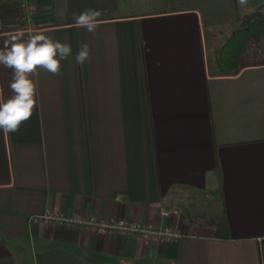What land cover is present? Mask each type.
<instances>
[{
  "label": "crops",
  "instance_id": "1",
  "mask_svg": "<svg viewBox=\"0 0 264 264\" xmlns=\"http://www.w3.org/2000/svg\"><path fill=\"white\" fill-rule=\"evenodd\" d=\"M37 4L30 28L18 0H0V47L44 34L72 53L59 75L37 69L33 116L0 131V264H264V64L234 73L216 62L220 35L264 0ZM87 9L115 17L90 33L74 21ZM84 43L91 62L80 65ZM11 77L0 66V101ZM180 202L203 216L181 214ZM207 208L223 211L227 236ZM50 213L170 225L180 236L92 233L47 222Z\"/></svg>",
  "mask_w": 264,
  "mask_h": 264
},
{
  "label": "clouds",
  "instance_id": "2",
  "mask_svg": "<svg viewBox=\"0 0 264 264\" xmlns=\"http://www.w3.org/2000/svg\"><path fill=\"white\" fill-rule=\"evenodd\" d=\"M239 2L244 4L246 0ZM102 14V11L95 9L74 14L75 25L94 33ZM71 53L70 44L53 40L44 34L25 39L23 33H18L3 42L0 47V66L12 70L9 88L13 94L6 101H0V131L6 134L18 132L21 125L31 119L38 98V82H34L31 77L38 75L37 69L59 75L61 61L66 60ZM75 60L80 65L91 62L88 44L79 45Z\"/></svg>",
  "mask_w": 264,
  "mask_h": 264
},
{
  "label": "trees",
  "instance_id": "3",
  "mask_svg": "<svg viewBox=\"0 0 264 264\" xmlns=\"http://www.w3.org/2000/svg\"><path fill=\"white\" fill-rule=\"evenodd\" d=\"M259 8L256 11L237 19L238 26L226 40L220 41L216 49V62L221 72H239L246 66H255L264 64V46L261 44L264 39V11ZM115 17L111 13L102 14L99 19H108ZM250 43L256 45L252 49ZM261 49V50H260ZM218 200H221L222 190L218 189ZM214 205H209L213 208ZM181 214L188 218H197L203 216L194 213L196 205L177 203L175 206ZM196 214V215H195ZM217 228L218 236H227L228 220L223 211H213L207 216Z\"/></svg>",
  "mask_w": 264,
  "mask_h": 264
},
{
  "label": "built area",
  "instance_id": "4",
  "mask_svg": "<svg viewBox=\"0 0 264 264\" xmlns=\"http://www.w3.org/2000/svg\"><path fill=\"white\" fill-rule=\"evenodd\" d=\"M18 9L20 20L26 24L27 27H35L36 17L39 12L37 0H18ZM261 44L264 46V39ZM250 46L252 49L256 48L254 43H250ZM163 215H168V212L163 211ZM45 220L47 222L56 221L68 226L80 225L92 233H119L129 236H139L150 242L172 243L180 236V233L173 226L168 225L157 227L153 224L142 223L133 219L120 218L113 221H107L94 216H63L50 213Z\"/></svg>",
  "mask_w": 264,
  "mask_h": 264
},
{
  "label": "rangeland",
  "instance_id": "5",
  "mask_svg": "<svg viewBox=\"0 0 264 264\" xmlns=\"http://www.w3.org/2000/svg\"><path fill=\"white\" fill-rule=\"evenodd\" d=\"M262 10L264 11V9H262ZM237 26H238V23L235 25V27L231 28L228 32H226V33L224 32L222 35H220V39L221 40L223 39L222 41L226 40V38H228L230 35H232L233 31L237 28ZM199 205L201 207L203 206V204H199ZM202 211L209 213L210 208H207L206 211H205V209H203ZM199 220H204V218L203 219L200 218ZM137 221H140V220H137ZM140 222L144 223L143 221H140Z\"/></svg>",
  "mask_w": 264,
  "mask_h": 264
}]
</instances>
